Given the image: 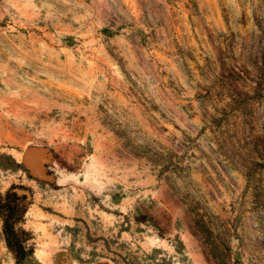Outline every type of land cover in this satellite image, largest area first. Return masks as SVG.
Instances as JSON below:
<instances>
[{
	"label": "rangeland",
	"instance_id": "374dc122",
	"mask_svg": "<svg viewBox=\"0 0 264 264\" xmlns=\"http://www.w3.org/2000/svg\"><path fill=\"white\" fill-rule=\"evenodd\" d=\"M12 184L0 264H264V0H0Z\"/></svg>",
	"mask_w": 264,
	"mask_h": 264
},
{
	"label": "trees",
	"instance_id": "16d2710c",
	"mask_svg": "<svg viewBox=\"0 0 264 264\" xmlns=\"http://www.w3.org/2000/svg\"><path fill=\"white\" fill-rule=\"evenodd\" d=\"M30 189L24 185L12 184L0 192V221L6 246L21 262L33 248L26 245L29 233L20 226L28 208Z\"/></svg>",
	"mask_w": 264,
	"mask_h": 264
},
{
	"label": "water",
	"instance_id": "95a60500",
	"mask_svg": "<svg viewBox=\"0 0 264 264\" xmlns=\"http://www.w3.org/2000/svg\"><path fill=\"white\" fill-rule=\"evenodd\" d=\"M24 157L25 159H27L30 163H34V156L33 153L30 150H26L24 152Z\"/></svg>",
	"mask_w": 264,
	"mask_h": 264
}]
</instances>
